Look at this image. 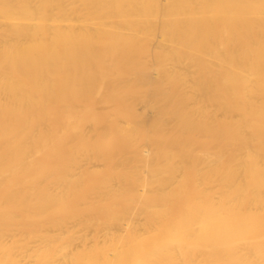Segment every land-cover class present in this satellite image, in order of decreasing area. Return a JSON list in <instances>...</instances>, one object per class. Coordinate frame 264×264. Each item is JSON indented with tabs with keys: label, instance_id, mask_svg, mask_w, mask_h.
I'll return each instance as SVG.
<instances>
[{
	"label": "bare ground",
	"instance_id": "obj_1",
	"mask_svg": "<svg viewBox=\"0 0 264 264\" xmlns=\"http://www.w3.org/2000/svg\"><path fill=\"white\" fill-rule=\"evenodd\" d=\"M0 3V264H50L29 255L56 200L39 178L150 141L168 169L134 197L170 218L134 226V264H264V0Z\"/></svg>",
	"mask_w": 264,
	"mask_h": 264
},
{
	"label": "rangeland",
	"instance_id": "obj_2",
	"mask_svg": "<svg viewBox=\"0 0 264 264\" xmlns=\"http://www.w3.org/2000/svg\"><path fill=\"white\" fill-rule=\"evenodd\" d=\"M160 77V72L154 71L149 79ZM94 143L96 145V140ZM139 145L140 151L123 153L93 148L54 174L52 177L56 181L53 183L39 178L31 185V194H45L56 199L47 204L44 215L37 217L29 227L32 259L42 254L50 264L53 261L75 264L84 256L104 248L109 251L114 264L136 263L138 256L132 257L136 251L128 250L126 245L144 230L137 232L134 226L146 222L153 226L157 220L168 221L170 218L169 208H162L165 210L162 218L157 213L161 209L159 206L149 203V209L153 211L147 213L142 202L134 197L141 192L152 195L160 190L158 180L165 174H160L155 165L162 163L168 169L166 162L169 159L157 155L153 141ZM125 156L123 166L121 161ZM103 191L107 195L103 196V202H98ZM36 211L32 209V212ZM4 239L7 242L8 237Z\"/></svg>",
	"mask_w": 264,
	"mask_h": 264
}]
</instances>
